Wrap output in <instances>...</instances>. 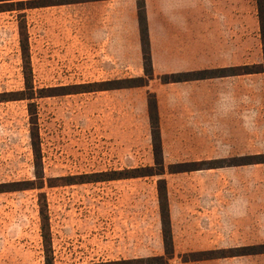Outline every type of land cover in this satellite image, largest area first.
I'll list each match as a JSON object with an SVG mask.
<instances>
[{"label": "rangeland", "instance_id": "obj_1", "mask_svg": "<svg viewBox=\"0 0 264 264\" xmlns=\"http://www.w3.org/2000/svg\"><path fill=\"white\" fill-rule=\"evenodd\" d=\"M65 9L8 12L0 6V97L24 90L20 24L25 25L34 89H57L58 95L34 101L42 188L0 193V264H45L40 209L47 215V257L53 264L152 257H164L166 264H248L245 258L184 261L195 253L264 245V230L250 236L257 222L264 226V164L177 174L169 169L264 155V74L170 84L199 89L186 104L188 95L181 90L160 92L167 98L159 126L164 174L108 180L134 169H160L154 165L146 107L164 85L157 78L147 88L60 95L77 91L71 90L77 85L92 91L98 83L118 81L87 77L81 31H71ZM203 10V70L224 66L223 74L229 75L232 69L242 72L263 63L255 0H203ZM28 103H0V189L40 183ZM182 117L192 124L180 125ZM160 180L169 209L171 259L164 256Z\"/></svg>", "mask_w": 264, "mask_h": 264}, {"label": "crops", "instance_id": "obj_2", "mask_svg": "<svg viewBox=\"0 0 264 264\" xmlns=\"http://www.w3.org/2000/svg\"><path fill=\"white\" fill-rule=\"evenodd\" d=\"M138 1L99 0L61 5L66 8V20L71 25V31L77 33L81 31L84 64L88 66L87 77L118 78V81L146 79L140 38ZM144 4L152 63V80L148 81V85L154 79L164 76L176 74L195 76L206 70H225L224 66L218 69L203 70V0H144ZM170 84H163L164 86L155 93L156 95L154 94L159 126L164 125L163 118L167 100L160 94L162 90L183 91L188 95L183 98L186 104L192 103L191 95L199 89L193 85L172 86ZM148 85L144 88H147ZM124 89L127 88L114 90ZM146 117L149 118L148 105ZM181 120L180 125L192 124L186 117H182ZM261 230H264V226L257 222V225L251 227L250 236L259 237ZM241 235L246 237L247 233ZM260 246L262 245L242 248ZM238 258H245L244 262L248 264H264V254L229 257L224 260Z\"/></svg>", "mask_w": 264, "mask_h": 264}, {"label": "trees", "instance_id": "obj_3", "mask_svg": "<svg viewBox=\"0 0 264 264\" xmlns=\"http://www.w3.org/2000/svg\"><path fill=\"white\" fill-rule=\"evenodd\" d=\"M86 1H99V0H58V3H52L55 1L44 2L43 0H0V6L5 5L6 10L8 12L13 11H24L28 9L35 8H43V7H51V6H61L67 4L74 3H82ZM256 11H257V19L259 26V37L260 44L263 56V63L258 65H252L249 67H244L242 72H239L237 69L230 70L229 75H224V70H206L202 71L197 75H182L176 74L172 76H164L160 78L162 84H170V83H181L193 80H204V79H212L217 77H226V76H238V75H253V74H264V0H255ZM1 11V12H4ZM138 18H139V27H140V38L142 44V52H143V65L144 72L146 75V79L138 78L132 80H123V81H113L106 83H98L97 89L92 91H83L85 85H77L73 86L71 90L67 93H63L60 95H70V94H80L87 92H100V91H108L114 89H122V88H138L144 87L148 85V81L152 80V63L150 59L149 53V42H148V32H147V24L145 17V4L144 0L138 1ZM25 31V25H19V36H20V45L23 54V78H24V90L19 93H9L0 97L1 102H10V101H28V113L30 116V145L33 152L34 157V167L36 168L35 177L38 179L40 183H33V181L23 182V183H13L11 185H3L6 189H0V193L4 192H17V191H25L32 189H40L43 186V174H42V166H41V150H40V140L38 135V127H37V113H36V105L35 99L45 98V97H53L58 96L54 95L55 90L57 89H49L48 92L45 93L43 90H35L33 87L32 74L30 70V66L27 59V35ZM216 72L221 74H215ZM112 84H117V86H112ZM148 115L150 119L151 126V136H152V147H153V156H154V165L157 168H160L158 171H154L151 168L145 169H134L124 175V174H114L116 177H113L108 180H125V179H137L142 177L149 176H161L164 173L163 167V157H162V145L160 138V128L157 114V105L155 97L152 96L148 99ZM243 162L236 163H227L226 160H217V161H203V162H194L192 163V169L182 170L181 167L185 166V164L170 166L169 173L177 174L183 172H193L198 170H210L216 168L223 167H232V166H246V165H258L264 164V155H257L253 157H248V159L242 160ZM239 163V164H238ZM118 175V176H117ZM83 183V182H79ZM164 181H158V200H159V209H160V217H161V225H162V241L164 246V256L166 259L173 258V246H172V237L170 232V220H169V209L167 202V195L165 192ZM46 212L40 209V217L42 222V237L44 240L45 247V264H53L52 260H49L47 257V231L45 233V227L48 225ZM236 250V251H235ZM228 251H215V252H204V253H195L192 254V259L184 262H198L205 260H217V259H225L229 257L236 256H245V255H253V254H264V245L260 247H252V248H243V249H235ZM239 250V251H238ZM108 264H166L164 257H152L148 259L142 260H134L128 262H117V263H108Z\"/></svg>", "mask_w": 264, "mask_h": 264}]
</instances>
